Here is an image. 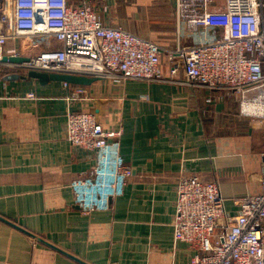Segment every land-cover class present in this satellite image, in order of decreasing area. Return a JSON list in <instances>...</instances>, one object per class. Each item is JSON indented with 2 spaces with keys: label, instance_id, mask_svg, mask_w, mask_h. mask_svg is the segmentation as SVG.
I'll use <instances>...</instances> for the list:
<instances>
[{
  "label": "crops",
  "instance_id": "0c3cea01",
  "mask_svg": "<svg viewBox=\"0 0 264 264\" xmlns=\"http://www.w3.org/2000/svg\"><path fill=\"white\" fill-rule=\"evenodd\" d=\"M70 1L90 2L104 24L156 41L160 73L66 87L0 64V215L23 228L0 218V264H190L198 249L174 236L180 175L219 182L227 214L236 216L237 198L261 191L264 121L243 115L227 88L195 85L183 72L172 77L170 51L196 42L178 25L177 0ZM59 45L43 34L8 38L24 56ZM69 110L92 112L106 130L120 131L134 172L109 209L76 208L72 181L96 158L69 140Z\"/></svg>",
  "mask_w": 264,
  "mask_h": 264
},
{
  "label": "built area",
  "instance_id": "2783aa9c",
  "mask_svg": "<svg viewBox=\"0 0 264 264\" xmlns=\"http://www.w3.org/2000/svg\"><path fill=\"white\" fill-rule=\"evenodd\" d=\"M176 18L180 28L196 34V42L170 51L172 77L183 72L195 85L227 88L239 96L243 115L264 121V0H177ZM39 34L55 37L59 47L27 61L3 60L22 55L8 47L10 36ZM0 64L24 72L150 81L160 73L161 48L121 25L104 24L90 2L0 0ZM259 106L262 112L254 110ZM119 133L106 130L92 112H68L69 140L96 158L91 170L72 181L75 202L85 214L111 208L134 172L123 157ZM237 202L239 214L228 216L219 182L180 175L174 236L198 249L190 264H264V160L261 191Z\"/></svg>",
  "mask_w": 264,
  "mask_h": 264
},
{
  "label": "water",
  "instance_id": "95a60500",
  "mask_svg": "<svg viewBox=\"0 0 264 264\" xmlns=\"http://www.w3.org/2000/svg\"><path fill=\"white\" fill-rule=\"evenodd\" d=\"M29 59H30L29 56H24V55L4 56V58H3V60H5V61L9 60L11 62H22V61H27ZM27 75L34 77V78H38L41 83H47L50 80H62V81H66L70 84L71 83L88 84V83L92 82L93 80H96L99 78L98 76H89V75L71 74V73H60V72H47V71H39V70H30V71H28ZM76 208L80 209L78 204L76 205ZM0 218L6 222L14 224V225L18 226L19 228L23 229L21 226H19L15 222L9 220L8 218H5L4 216L0 215ZM24 230H25V228H24ZM25 231H27V230H25ZM27 232L30 235L34 236L35 238H37V239L55 247V248L61 249L59 246L50 242L49 240L45 239L44 237L39 236V235H37L31 231H27ZM61 250H63V249H61ZM70 255L73 256L72 254H70ZM78 259H80V258H78ZM81 261H83V260H81Z\"/></svg>",
  "mask_w": 264,
  "mask_h": 264
},
{
  "label": "bare ground",
  "instance_id": "6f19581e",
  "mask_svg": "<svg viewBox=\"0 0 264 264\" xmlns=\"http://www.w3.org/2000/svg\"><path fill=\"white\" fill-rule=\"evenodd\" d=\"M263 109V107H257V109H254L255 111H258V112H262L261 110Z\"/></svg>",
  "mask_w": 264,
  "mask_h": 264
}]
</instances>
